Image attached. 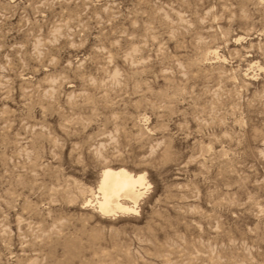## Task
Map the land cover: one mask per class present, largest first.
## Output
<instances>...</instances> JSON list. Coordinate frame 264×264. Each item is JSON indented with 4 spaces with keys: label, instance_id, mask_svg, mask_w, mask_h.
Returning <instances> with one entry per match:
<instances>
[{
    "label": "rangeland",
    "instance_id": "1",
    "mask_svg": "<svg viewBox=\"0 0 264 264\" xmlns=\"http://www.w3.org/2000/svg\"><path fill=\"white\" fill-rule=\"evenodd\" d=\"M0 264H264V0H0Z\"/></svg>",
    "mask_w": 264,
    "mask_h": 264
},
{
    "label": "bare ground",
    "instance_id": "2",
    "mask_svg": "<svg viewBox=\"0 0 264 264\" xmlns=\"http://www.w3.org/2000/svg\"><path fill=\"white\" fill-rule=\"evenodd\" d=\"M143 174L132 175L124 169H103L92 193L86 200L89 206L94 202L101 215L134 213L146 191ZM92 206V205H91Z\"/></svg>",
    "mask_w": 264,
    "mask_h": 264
}]
</instances>
